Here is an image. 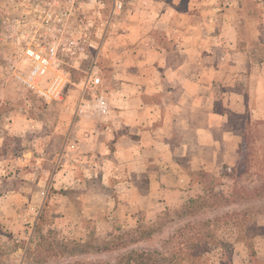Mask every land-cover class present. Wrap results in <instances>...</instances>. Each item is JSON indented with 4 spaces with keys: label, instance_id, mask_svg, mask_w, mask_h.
Masks as SVG:
<instances>
[{
    "label": "rangeland",
    "instance_id": "rangeland-1",
    "mask_svg": "<svg viewBox=\"0 0 264 264\" xmlns=\"http://www.w3.org/2000/svg\"><path fill=\"white\" fill-rule=\"evenodd\" d=\"M120 1L115 9L114 0H77L58 32L42 33L45 44L60 43L40 84L47 88L59 75L60 95L45 98L16 77L26 72L20 46L27 33L6 19L0 0V264H115L130 248L139 255L131 264H264V119L230 113L229 125L244 133L238 154L215 163L203 151L207 165L200 166L183 157L184 174L168 178L170 185L138 171L106 172L99 148H67L68 137L79 142L69 136L74 122L99 127L85 104L106 87L101 68L131 13L153 0ZM168 1L203 10L206 20L237 10L239 44H264V0ZM211 22L218 33L220 19ZM92 72L100 83L85 89ZM129 231L135 243L124 248L119 238Z\"/></svg>",
    "mask_w": 264,
    "mask_h": 264
},
{
    "label": "crops",
    "instance_id": "crops-1",
    "mask_svg": "<svg viewBox=\"0 0 264 264\" xmlns=\"http://www.w3.org/2000/svg\"><path fill=\"white\" fill-rule=\"evenodd\" d=\"M173 3L153 0L146 11L131 13L123 40L101 68L109 76L102 73L107 108L95 113L100 125L74 122L69 136L79 142H67L72 150L99 148L106 172L138 171L162 185L183 176V157L198 166L207 165L203 151L215 163L234 158L244 133L229 125L230 113L264 119V44H239L240 12H210L206 20L203 10ZM214 17L218 33L211 32Z\"/></svg>",
    "mask_w": 264,
    "mask_h": 264
},
{
    "label": "built area",
    "instance_id": "built-area-1",
    "mask_svg": "<svg viewBox=\"0 0 264 264\" xmlns=\"http://www.w3.org/2000/svg\"><path fill=\"white\" fill-rule=\"evenodd\" d=\"M77 0H2L1 6L5 9V17L9 21L12 16L17 22L20 21L21 30L27 33L25 42L20 48L23 50L21 63L25 66L26 72L16 77L26 86L34 89L45 98L57 97L60 95L61 86L59 75L47 88L40 87L41 82L46 78L48 71L57 60L59 42L52 40L45 44L42 40V33H55L62 26L63 16L69 18L76 14ZM82 2H97V0H79ZM102 7L103 3H99ZM115 9L122 8L120 0H114ZM34 33L29 39V35ZM39 35L38 37L36 35ZM76 43V41H74ZM100 83L99 77H94L93 72L89 74L84 88L89 85L96 86ZM84 89V90H85ZM95 102L87 105L94 113L106 110L107 105L103 94L94 95ZM82 110V109H81Z\"/></svg>",
    "mask_w": 264,
    "mask_h": 264
},
{
    "label": "trees",
    "instance_id": "trees-1",
    "mask_svg": "<svg viewBox=\"0 0 264 264\" xmlns=\"http://www.w3.org/2000/svg\"><path fill=\"white\" fill-rule=\"evenodd\" d=\"M0 150H1V147H0ZM237 154H238V152H237ZM40 219H41V216L39 217V220ZM35 228H36L35 229L36 231H38L40 229L39 223L36 224ZM126 234H125V236L119 238V241H120L122 247H124V248L127 247V242H129V241L130 242L133 241V243H135V239H134L135 236H134V234L131 231L126 232ZM110 250L111 249H108L107 248L106 251H110ZM127 251L128 252H123L122 254H120L118 256V261H116L114 263L115 264L116 263L117 264H131V261H133L134 258H136L137 256H139V255H137L138 252H137V250L135 248H130ZM140 256H142V257L147 256L146 259H148V256L151 258V254H149L148 252H144V253L142 252V255H140ZM106 264H112V263L110 261H108V262H106Z\"/></svg>",
    "mask_w": 264,
    "mask_h": 264
}]
</instances>
